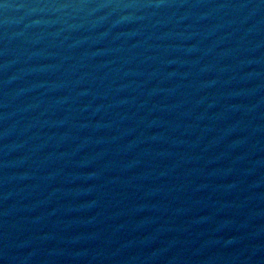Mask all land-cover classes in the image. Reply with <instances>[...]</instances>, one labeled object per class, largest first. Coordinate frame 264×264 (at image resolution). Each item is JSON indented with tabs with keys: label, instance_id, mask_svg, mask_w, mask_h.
Masks as SVG:
<instances>
[{
	"label": "water",
	"instance_id": "obj_1",
	"mask_svg": "<svg viewBox=\"0 0 264 264\" xmlns=\"http://www.w3.org/2000/svg\"><path fill=\"white\" fill-rule=\"evenodd\" d=\"M0 264H264V0H0Z\"/></svg>",
	"mask_w": 264,
	"mask_h": 264
}]
</instances>
